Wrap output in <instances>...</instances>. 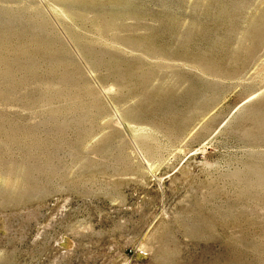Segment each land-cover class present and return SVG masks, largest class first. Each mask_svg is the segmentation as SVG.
<instances>
[{
	"label": "rangeland",
	"instance_id": "1",
	"mask_svg": "<svg viewBox=\"0 0 264 264\" xmlns=\"http://www.w3.org/2000/svg\"><path fill=\"white\" fill-rule=\"evenodd\" d=\"M263 10L0 0V264H264Z\"/></svg>",
	"mask_w": 264,
	"mask_h": 264
},
{
	"label": "bare ground",
	"instance_id": "2",
	"mask_svg": "<svg viewBox=\"0 0 264 264\" xmlns=\"http://www.w3.org/2000/svg\"><path fill=\"white\" fill-rule=\"evenodd\" d=\"M264 11V10H263ZM263 15H264V12H263ZM255 16V15H254ZM256 17V16H255ZM261 17V16H260ZM263 19V18H262Z\"/></svg>",
	"mask_w": 264,
	"mask_h": 264
}]
</instances>
